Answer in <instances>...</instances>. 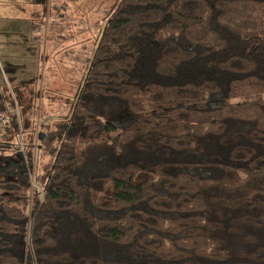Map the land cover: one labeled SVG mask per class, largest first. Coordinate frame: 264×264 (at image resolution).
<instances>
[{"label":"trees","instance_id":"obj_1","mask_svg":"<svg viewBox=\"0 0 264 264\" xmlns=\"http://www.w3.org/2000/svg\"><path fill=\"white\" fill-rule=\"evenodd\" d=\"M105 19L68 121L36 135L42 198L15 115L0 135V264H264V0Z\"/></svg>","mask_w":264,"mask_h":264},{"label":"rangeland","instance_id":"obj_2","mask_svg":"<svg viewBox=\"0 0 264 264\" xmlns=\"http://www.w3.org/2000/svg\"><path fill=\"white\" fill-rule=\"evenodd\" d=\"M114 1L0 0V93L20 116L34 177L52 170V158L34 148L36 132L68 121ZM7 141L19 143L16 134Z\"/></svg>","mask_w":264,"mask_h":264},{"label":"built area","instance_id":"obj_3","mask_svg":"<svg viewBox=\"0 0 264 264\" xmlns=\"http://www.w3.org/2000/svg\"><path fill=\"white\" fill-rule=\"evenodd\" d=\"M65 7L63 6V10L65 9ZM36 30L39 31V28L36 27ZM0 105L2 106L3 103H0ZM12 114L15 115L16 120H17V125H18L16 135L18 136L19 143L16 148L18 152L23 155L24 162L27 165V159L25 155V146L23 144L22 128H21L20 121H19V114H17V112H14V108L0 111V135L2 134V131L4 130V128H6L9 125L10 117ZM34 148H36V146ZM33 169H34L33 166H28L30 189L31 190L33 189L42 198L43 192H42V189L40 188V185L36 182L35 177L33 176V173H34Z\"/></svg>","mask_w":264,"mask_h":264},{"label":"crops","instance_id":"obj_4","mask_svg":"<svg viewBox=\"0 0 264 264\" xmlns=\"http://www.w3.org/2000/svg\"><path fill=\"white\" fill-rule=\"evenodd\" d=\"M38 28H39V27H38ZM41 28H42V27H40L39 32H41ZM46 106H49L48 103L44 105V110H45V111H46V108H47ZM19 117H20V116H19ZM38 132H39V130L36 132V135H37Z\"/></svg>","mask_w":264,"mask_h":264},{"label":"water","instance_id":"obj_5","mask_svg":"<svg viewBox=\"0 0 264 264\" xmlns=\"http://www.w3.org/2000/svg\"><path fill=\"white\" fill-rule=\"evenodd\" d=\"M39 138H41V139H42V138H43V136H42V135H40V136H39Z\"/></svg>","mask_w":264,"mask_h":264}]
</instances>
